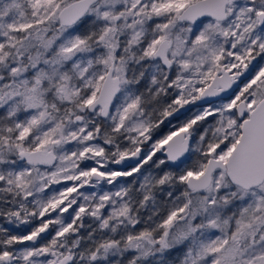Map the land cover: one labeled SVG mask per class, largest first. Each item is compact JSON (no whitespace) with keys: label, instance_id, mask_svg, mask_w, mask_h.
<instances>
[{"label":"snow or ice","instance_id":"6c2138e0","mask_svg":"<svg viewBox=\"0 0 264 264\" xmlns=\"http://www.w3.org/2000/svg\"><path fill=\"white\" fill-rule=\"evenodd\" d=\"M0 264H264V0H0Z\"/></svg>","mask_w":264,"mask_h":264},{"label":"rangeland","instance_id":"374dc122","mask_svg":"<svg viewBox=\"0 0 264 264\" xmlns=\"http://www.w3.org/2000/svg\"><path fill=\"white\" fill-rule=\"evenodd\" d=\"M174 123H175V121H174ZM31 227H32L31 225H29V226L21 225L19 229H14V231H17V232H25L27 230H30ZM172 255H176V253H173Z\"/></svg>","mask_w":264,"mask_h":264},{"label":"trees","instance_id":"16d2710c","mask_svg":"<svg viewBox=\"0 0 264 264\" xmlns=\"http://www.w3.org/2000/svg\"><path fill=\"white\" fill-rule=\"evenodd\" d=\"M168 130V125L165 124L164 127L162 128V132H166Z\"/></svg>","mask_w":264,"mask_h":264}]
</instances>
